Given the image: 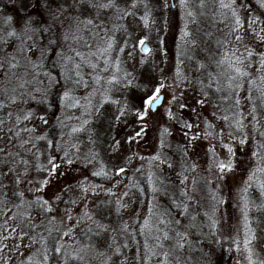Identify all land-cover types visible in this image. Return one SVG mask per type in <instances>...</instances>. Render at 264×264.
I'll list each match as a JSON object with an SVG mask.
<instances>
[{"label": "snow or ice", "instance_id": "snow-or-ice-1", "mask_svg": "<svg viewBox=\"0 0 264 264\" xmlns=\"http://www.w3.org/2000/svg\"><path fill=\"white\" fill-rule=\"evenodd\" d=\"M211 2L213 27L217 23L221 25L217 28L220 35L214 39L211 31L205 32L214 47L206 45L201 49L206 54L203 59L195 55L193 49L198 47V42L192 38L186 23L181 29L184 50L177 56L171 74L162 73L155 83H152L151 75L147 83H134L138 77L128 71L120 55L114 54L117 49L123 53L127 46L117 44L114 33L123 30L131 36L123 21L126 17L135 16L140 0H131L130 4L124 6L120 5L119 0H32L29 7L18 9L19 15L15 18L12 15L5 17V28H0L3 33L0 36V77L6 79L11 75L17 83L11 87L9 81V87L0 90V95L4 97L0 99V108L6 107L5 100L8 105L17 107L34 101L51 108L48 97L51 89L58 86L59 105L65 110L77 109L80 114L64 115L62 120L58 119L62 129L69 128L65 121L73 122L67 133H61L70 139L55 145L57 151L63 153L62 157L49 155L45 162H38L40 150L33 139L46 140L48 146L55 143L42 135L19 142L20 147L31 145V149L26 148L25 151L36 149L34 158L37 162L34 164H30L18 151L12 153L0 148V155L4 157L0 160V248L8 247L4 241L12 239L18 241L14 247L28 249L27 264H50L51 260L57 264H69L71 260H83L82 253L89 247L78 244V228L81 232H92V225H95L102 231L107 230L108 226L96 220L87 209L74 216L71 206L77 203L76 200H70V206L60 215L55 201L62 202L61 193L46 197L44 190L51 183L50 177L62 165L70 166L77 160L95 169L91 173L93 176H104L109 180L126 171L122 165L138 154L132 152L131 156L125 155L120 164L109 167L99 159L90 126L94 113L100 112L104 104H113L117 106L116 121H121L122 117H134L133 125L125 124L129 129L123 138L125 145L130 146L145 139L150 128L157 133L154 138L157 145L155 153L147 158L139 157L141 160L148 159L156 168L161 165L173 168L172 160L164 149L171 148L168 137L173 134L172 124L175 123L180 126L185 145H191L192 141L201 138L207 141L205 156L208 158V167L205 171L211 174L215 170V179L220 181L225 179L226 173L235 171L236 147L245 146L251 139L248 127L259 133L261 140L250 153L256 159V164L247 171L246 178L241 180L237 188L243 238L240 232H236L224 235L222 239L231 244L226 251L235 250L242 254L245 264H264V259L256 255L252 246L256 236L249 215L252 207L260 208L264 204L256 205L248 197L249 189L253 186L264 197V51L257 50L264 47V20L260 16L243 15L244 5H238L237 0ZM257 3L264 8V0H257ZM192 4L197 10H193ZM180 5L187 10L189 23L195 22L197 15H203L208 8L207 0H180ZM140 20L145 28L148 27L147 14L141 16ZM66 22L68 27H65ZM82 30L88 33L89 38L80 34ZM93 39L95 42H91ZM146 39L141 37L138 41L140 53L150 51L145 46ZM70 40L82 44V50L69 45ZM132 48L135 51L136 44ZM132 54L128 52L129 57ZM21 59L23 64L20 63ZM185 59L189 62L187 65ZM46 60H51L52 67L58 69L55 74L44 71ZM253 61L256 62V75L249 71L253 68ZM138 63L144 64L145 58L141 56ZM19 68L24 69L28 79L16 76L14 70ZM149 83L151 88L148 87ZM245 84L248 86L246 89ZM133 87L142 89L138 104L113 95L114 91L122 93ZM81 88L84 93L78 96L77 92ZM162 90H168L170 100L163 113H160L159 107L163 106ZM242 91L246 92L244 96L241 95ZM253 91L258 95L253 96ZM185 109L192 113L195 120L192 117L184 118L182 113ZM205 109L207 115H204ZM32 115L31 108L23 109L22 115L16 116L15 124L30 119ZM8 117L12 118L11 112H8ZM0 124H3L2 120ZM23 131L34 133L35 129L24 128ZM79 134H86L87 145H90L86 151L81 150L85 141ZM15 135L19 136V133ZM217 144L226 149L224 158L220 157ZM110 147L114 154L118 153L122 147L121 140L113 138ZM181 147L178 145V148ZM182 150L186 154V148ZM33 168L47 175L28 179ZM197 168L196 163L187 167L181 165V171L175 174L178 182L175 186H170L171 182L166 183L155 172L147 173L152 201L138 229L128 233L133 241L135 235L144 237L145 252L141 256L144 264H192V253L202 252V243L209 240V236L217 237L216 244H221V218L218 213L227 201L219 191L220 185L216 184L213 189L212 179H206L209 205L204 207L201 202L203 198L199 196L200 179L195 175ZM9 174L12 177L11 195L8 192L9 185L5 182ZM22 182L28 185L23 190L19 187ZM68 187L66 185L62 191H67ZM76 187L84 200H87L90 191L93 194L104 191L109 196L114 195L111 188L90 185L87 177L78 181ZM137 187L143 191V188ZM123 195L127 196L128 192ZM116 203L121 208L127 206L119 199ZM53 212H57V215H52ZM201 215L204 220L198 221ZM81 225L84 227L81 228ZM128 229L129 225L124 223L123 230L128 232ZM53 232L56 233L55 242L49 248L47 240ZM25 238L28 244H24ZM121 247H128V243L122 246L116 244L113 251L120 253ZM50 252L55 255L50 257ZM108 259L110 257L103 264H108ZM236 264H240L239 260Z\"/></svg>", "mask_w": 264, "mask_h": 264}, {"label": "rangeland", "instance_id": "rangeland-1", "mask_svg": "<svg viewBox=\"0 0 264 264\" xmlns=\"http://www.w3.org/2000/svg\"><path fill=\"white\" fill-rule=\"evenodd\" d=\"M32 0H0V28H5L4 19L8 15H12L14 18L19 15L18 9L20 7H29ZM131 0H119L121 6L130 4ZM208 8L204 10L203 15H197L195 22L189 23L190 18L187 17V10L183 9L180 5V0H140L139 7L135 10V16L126 17L123 23H125L130 32L131 36H128L123 30L114 33L117 44L125 46V51L123 53L119 52L117 49L115 55H120L125 61V67L128 71H132L138 79L134 82L136 84L147 83L148 78L151 75L152 83H155L159 79L160 75L171 74L174 65L177 60V56L181 51L184 50L181 41V29L184 28L187 23L188 30L190 31L192 38L196 39L198 42V47L193 49V53L200 58L205 57V53L201 51L206 45L209 47H214L212 41L205 36V32L211 31L213 33V39L219 36L220 33L217 28L221 27L218 23L216 27H213V21L211 17L212 2L207 0ZM167 4V7L165 5ZM173 4V6H172ZM237 4L244 5L243 15L246 16H260L264 20V8H261L257 3V0H237ZM193 10H197L195 4H192ZM34 11V10H33ZM71 12L72 10L69 9ZM147 14L148 27H144L143 21L140 20L141 16ZM65 27H68L67 22ZM81 35L85 38L88 37L86 31H81ZM3 33L0 32V36ZM141 37H147L146 42L149 44L150 51L148 53H140L138 41ZM91 42H95L93 39ZM27 43V41L25 42ZM69 45L76 47L77 50H82V44H76L73 41L68 42ZM136 44V49L133 51L132 45ZM258 51H264V47L257 49ZM128 52H132V57L128 56ZM2 55V53H0ZM145 58V63H138L140 57ZM183 58V57H181ZM23 64V59L20 60ZM189 62L185 59V64ZM256 62L253 61V68L249 69L254 75ZM16 76L22 79H28L29 77L25 74L23 68L14 70ZM31 71V70H30ZM44 71H50L55 74L58 69L52 67V61L46 60L44 62ZM11 81V87H15L17 81L11 75L6 79L0 77V90L9 87L8 82ZM151 88V83L148 84ZM248 86L245 84V89ZM60 91L59 87H53L51 89V94L48 97V102L52 105L51 108L47 104L36 103L34 101H29L27 105L17 107L16 105H8L5 100L6 107L0 108V120L3 124H0V148H5L8 152H19L21 156L29 160L30 164L37 162L34 158L36 149H32L30 152L25 151L26 148L31 149V145H24L20 147V141L24 139H32L35 135H42L48 140H54L52 146L46 144V140L36 141L33 139V143L36 144L37 148L40 150L38 162H45L46 157L49 155H56L62 157L63 153L58 152L56 149V144L67 141L70 139L67 135H61L62 132L67 133L72 121H65L69 125V128H61L58 119L62 120L64 115H79L80 112L77 109H63L59 105L57 99V92ZM84 89H79L77 95H83ZM164 94L163 106L159 107V112L163 113L164 107L168 105L170 100V95L168 90H162ZM142 94V89L133 87L124 92H113L116 98L121 100L128 99L130 103H139L140 95ZM245 91L241 92L244 96ZM258 93L253 91V96H257ZM4 97L0 95V99ZM31 108L33 115L28 120H22L20 124H15V118L17 115H22L23 109ZM116 105L104 104L100 112L94 113L91 117V128L94 132V138L96 140V150L99 152V159H102L106 164L111 167L112 164H120L125 155L131 156L132 152L137 153L136 157L130 159L127 164H124L127 174L125 177L112 176L110 171V176L112 179L109 180L108 177L104 176H93L91 173L93 168L86 167L81 161L77 160L73 165H62L56 173H54L50 179V185L45 188L44 195L46 197H52L56 193H61L62 202L55 201L57 208L59 209V214L62 215L64 210L70 206V200H76L77 203L72 205L73 215H79L85 209L89 210L94 214L95 219L100 223L107 225V230L102 231L98 229L95 225H92V232H81L80 228L76 230L78 244L88 245L89 247L85 249L82 253L84 256L83 260H71L69 264H103L106 258L108 259V264H144L141 256L144 254L145 249L143 248L144 237L140 235H135V240L130 239L128 233L133 232V230L138 229L139 224L142 222V216L147 214V210L150 202L152 201L151 188L147 182V173L155 172L157 176L163 179L166 183L171 182L170 186H175L178 182L176 179V173L181 171V165L187 167L192 163H196L198 168L196 169V177L200 179L201 192L199 196L202 197V204L204 207H208V189L205 187V180L212 179L213 183L211 187L214 189L216 184L220 185L219 191L224 195L227 203L220 207V212L218 216L221 218L220 224V237L221 244H216L217 237L209 236L211 241L208 253L210 264H236L239 260L240 264H245L243 260V255L236 253L235 250L232 252L226 251L231 244L229 241L222 239L224 235L234 234L240 232L241 239L243 238V222L240 218V212L238 210V198H237V188L243 178H246L247 171L250 170L255 164L256 159L251 157L250 153L255 149L257 142L261 140L259 133L254 131L251 126L248 127L247 131L251 136L248 144L243 147H236V157L237 167L235 171L226 173L225 179L223 181L215 179V170L211 174L205 170L208 167L207 160L205 156V150L208 146L207 141L204 139H197L192 141L191 145H185V137L181 135L180 126L173 123V134L168 137V142L171 148H165V153L171 158L173 163V168L169 169L166 165H161L156 168L154 164H151L148 159L141 160L139 157H150L156 151V141L155 137L157 133L155 130L151 129L148 132L145 139L138 142H134L130 146L124 144V136L129 131L125 127V124L133 125L134 117H122L121 121L115 120ZM175 110V107H174ZM8 112L12 113V118L9 119ZM183 116L185 119L192 117V113L185 109L183 110ZM207 109L204 111V115H207ZM43 117L44 119H41ZM211 119V117H209ZM250 119V117H249ZM264 124V121H262ZM203 127V125H201ZM220 124H217V128ZM24 128L35 129L34 133L23 131ZM195 131V129H194ZM19 133V136L15 134ZM80 138L85 141L81 145V150L86 151L87 139L86 134H79ZM113 138L120 139L122 147L118 153H113L111 150V143ZM182 146L181 148H178ZM186 148V154L182 150ZM217 151L221 158H224L226 154V149L220 148L217 144ZM4 157L0 155V160ZM19 159V157H16ZM139 170V171H137ZM6 171V169H5ZM47 175V173H38L35 168L30 170L28 174V179L36 178L39 179L40 176ZM87 177V181L90 185H101L104 188H111L114 195L109 196L104 191H97L93 194L91 191L88 193L87 200L81 199V193L79 188L76 187L78 181L84 180ZM11 174L5 178V182L9 185L8 192L11 195L12 185H11ZM68 185L67 191H62L65 186ZM143 188L140 191L137 187ZM28 185L21 183L19 186L23 190ZM128 192L127 196L123 193ZM248 197L256 205L264 204V197L260 195V192L256 186L249 189ZM162 199L161 197H157ZM117 199L121 201L122 204L127 205L121 208L119 204L116 203ZM107 202V203H104ZM119 208V211L117 209ZM52 215H57V212H53ZM251 218V226L255 231L256 239L253 240L252 246L255 250L256 255L260 259H264V207H252L249 212ZM204 217L201 215L198 217V221H203ZM127 223L129 225L128 232L123 230V224ZM81 228L84 226L81 225ZM205 231H208L205 229ZM97 232L99 234H97ZM56 233L53 232L52 236L48 238L47 244L51 248L55 242L54 238ZM115 241V243H113ZM128 243V247H121L120 253L113 251L116 244L121 246L124 243ZM8 245L6 248H0V264H27L26 257L29 254L28 249L23 246L14 247V244L18 241H13L9 239L4 241ZM29 241L25 238L24 244H28ZM37 248L40 245H36ZM76 247V245H73ZM203 247V244H202ZM103 253V255H101ZM198 251L192 253V264L200 263L198 259ZM54 253L50 252V257L54 256ZM150 263V262H149ZM50 264H57L55 260H51Z\"/></svg>", "mask_w": 264, "mask_h": 264}, {"label": "trees", "instance_id": "trees-1", "mask_svg": "<svg viewBox=\"0 0 264 264\" xmlns=\"http://www.w3.org/2000/svg\"><path fill=\"white\" fill-rule=\"evenodd\" d=\"M203 251H198V259L201 261L200 263H193V264H210V260H209V253H208V248H209V240H204L203 241ZM208 254V255H205ZM149 264H153V262H150Z\"/></svg>", "mask_w": 264, "mask_h": 264}, {"label": "water", "instance_id": "water-1", "mask_svg": "<svg viewBox=\"0 0 264 264\" xmlns=\"http://www.w3.org/2000/svg\"><path fill=\"white\" fill-rule=\"evenodd\" d=\"M171 2H172V0H171ZM172 6H173V4H172ZM145 46L149 48V44H148L146 41H145ZM163 99H164V94L162 93V100H163ZM126 174H127V171H125L124 173H122L121 176H122V177H125Z\"/></svg>", "mask_w": 264, "mask_h": 264}]
</instances>
